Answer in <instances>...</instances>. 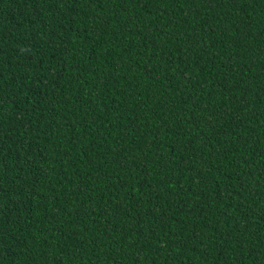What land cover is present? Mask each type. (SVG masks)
I'll list each match as a JSON object with an SVG mask.
<instances>
[{
  "label": "trees",
  "instance_id": "obj_1",
  "mask_svg": "<svg viewBox=\"0 0 264 264\" xmlns=\"http://www.w3.org/2000/svg\"><path fill=\"white\" fill-rule=\"evenodd\" d=\"M0 264H264V0H0Z\"/></svg>",
  "mask_w": 264,
  "mask_h": 264
}]
</instances>
